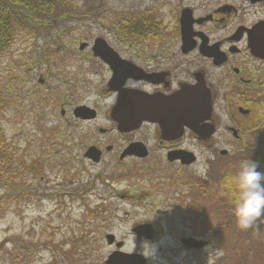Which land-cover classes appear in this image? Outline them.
Wrapping results in <instances>:
<instances>
[{
	"label": "rangeland",
	"instance_id": "1",
	"mask_svg": "<svg viewBox=\"0 0 264 264\" xmlns=\"http://www.w3.org/2000/svg\"><path fill=\"white\" fill-rule=\"evenodd\" d=\"M92 8H97L96 17L86 14ZM148 9L150 0H82L76 13L58 27L36 36L17 31L9 48L0 54V91L7 101L0 125L17 162L39 163L37 172H29L24 184L16 188V201L0 219V242L20 236L34 241L38 245L35 264H103L116 250L106 244L105 234L123 243L121 251L140 254L144 242L135 244L131 230L149 224L156 232V239L148 243L155 251L156 264H264V223L259 236L253 230H240L229 211L233 206L228 194L220 196V216L219 203L214 200L222 179L234 175L241 162L254 159L264 164L263 115L258 135L245 139L251 146L243 149L246 152L231 148L226 143L229 137L219 135L212 139L217 144L211 149L196 141L189 147L195 163L180 168L158 156L120 163L118 146L102 163L93 164L82 158L83 148L77 160L79 183L72 182L76 153L71 152V143L80 139L85 147L100 136L99 129L113 126L108 118L112 99L100 94L99 71L90 48L98 38L119 49L125 43L101 24L102 15H143ZM171 13L170 6H162L148 15L167 22ZM80 43L88 44L83 52L78 50ZM71 82H77L79 90L68 87ZM72 90L81 96L73 99ZM77 105L93 108L96 118L75 119L71 106ZM61 108L65 110L63 117L59 115ZM219 148L227 154L220 156ZM190 179L217 190L200 200L202 211L197 216L187 213L194 199L185 185ZM77 186L90 189L77 190ZM154 209L169 210L170 214L161 218ZM194 218L203 226L199 231L190 225ZM214 229L220 231L218 243L212 239ZM205 233L208 245L204 250L193 254L181 250L180 236ZM72 243L76 251L67 261L60 249L67 250ZM218 248L223 255L208 259L209 251Z\"/></svg>",
	"mask_w": 264,
	"mask_h": 264
},
{
	"label": "flooded vegetation",
	"instance_id": "2",
	"mask_svg": "<svg viewBox=\"0 0 264 264\" xmlns=\"http://www.w3.org/2000/svg\"><path fill=\"white\" fill-rule=\"evenodd\" d=\"M162 6H170L172 10L167 22L148 15ZM148 11L143 14L150 25L146 32L118 36L125 43L123 49L110 46L120 60L119 66L117 61L109 65L91 54L99 71L100 94L112 99L108 118L113 126L99 129L100 136L85 147L80 139L71 143L70 150L76 153L75 166L71 167L73 183H79L81 172L77 160L83 148L82 158L93 164L102 163L118 146L120 163L128 159L153 160L158 156L168 165L188 168L195 162L182 163L187 154H193L189 147L196 141L211 149L217 144L212 142L214 137L226 135L231 148L244 151L251 148L245 139L255 138L260 131L264 116V0H150ZM38 83L44 84L43 80ZM68 87L79 90L77 82H71ZM80 96L77 91H71L73 99ZM197 97L204 100L208 109L195 125L192 119L180 116L176 107L193 104ZM118 100L125 103L129 116H140V120L119 123L114 111ZM59 115L63 117L65 110L61 108ZM119 126L122 128L118 129ZM91 148L99 152L97 162L86 156ZM221 152L228 151L217 149L218 154ZM222 181L217 188L219 192L224 187ZM89 189V186H77V190ZM154 213L164 218L170 211L154 209ZM155 235L153 229L151 240H145L142 235L140 243L153 242ZM188 238L205 246L188 248L181 241ZM207 238L206 233L180 236L178 243L182 251L193 254L207 247ZM117 243L123 247L116 240L109 247Z\"/></svg>",
	"mask_w": 264,
	"mask_h": 264
},
{
	"label": "trees",
	"instance_id": "3",
	"mask_svg": "<svg viewBox=\"0 0 264 264\" xmlns=\"http://www.w3.org/2000/svg\"><path fill=\"white\" fill-rule=\"evenodd\" d=\"M82 0H0V54L9 48L13 37L17 31H26L36 36L53 27H58L69 17L76 13V8ZM86 14L97 16V8L86 10ZM101 24L110 27L122 38L128 35H137L146 32L150 27L146 21V15L126 14L116 18L103 16ZM7 104L6 98L0 91V118L3 116V110ZM261 164V170L264 171V164ZM38 162L29 163L17 162L12 151L11 143L6 139L4 131L0 125V219L4 217L10 205L16 201L14 194L16 188L26 181L28 173H36L35 166ZM226 176L223 181L224 192L228 194L229 204L233 206V197L226 187ZM190 193L197 194L199 197H206L213 188L204 186L198 179L187 181ZM18 191V190H17ZM219 193L214 198L219 203L218 213L221 215ZM18 193V192H17ZM202 211L196 200H193L187 209V213L197 216ZM233 213V210H229ZM190 225L194 231L202 228V224L195 218L190 219ZM220 231L215 230L212 239L219 242ZM10 243L9 247L6 246ZM76 251V246L72 243L65 250L60 249L65 260H72V254ZM38 254V245L25 237H18L10 241L0 242V262L2 264H35ZM248 260V259H247ZM238 264V262H235Z\"/></svg>",
	"mask_w": 264,
	"mask_h": 264
},
{
	"label": "water",
	"instance_id": "4",
	"mask_svg": "<svg viewBox=\"0 0 264 264\" xmlns=\"http://www.w3.org/2000/svg\"><path fill=\"white\" fill-rule=\"evenodd\" d=\"M87 47L86 43H80L78 46L79 51H83ZM93 57H100L102 60H104L107 64L111 65L112 62L117 61V66H119L118 61H120L117 56L112 52L113 50L105 43L102 39H97L94 41L93 46L91 48ZM100 52L101 54L97 53ZM204 100H201V98L197 97L196 101L193 104L190 105H179L176 108L179 111V115L183 116L185 115L186 120H191L196 125L201 121V116L207 111L208 105L203 102ZM114 111L119 116V123H130L139 121L141 118L140 116L137 117H131L128 113V109L124 102L118 100L117 106L114 108ZM64 112L61 111V115H63ZM72 115L76 119L80 120H93L95 118V111L86 107V106H78L72 111ZM122 127H118V129H121ZM131 150V149H130ZM137 150H140V147L137 148ZM127 150L123 153L122 157H124L127 153ZM188 157L183 161V165H189L194 162L195 158L192 154H187ZM221 156H225V152L220 153ZM86 156H89L93 159V161L97 162L99 158V152H97L94 148H91L87 151ZM169 160L173 161V158H170ZM132 232L135 234V243H140L141 236L143 235L145 237V240H151L153 235V229L149 225H139L133 228ZM113 236L107 235L106 241L108 244H111L113 242ZM182 243L188 247V248H202L204 246V243H201L195 239L189 238V239H183ZM121 244H117L116 248L119 249ZM104 264H146V259L141 256L140 254H130L125 253L121 250L114 251L111 253L107 259L104 261Z\"/></svg>",
	"mask_w": 264,
	"mask_h": 264
},
{
	"label": "clouds",
	"instance_id": "5",
	"mask_svg": "<svg viewBox=\"0 0 264 264\" xmlns=\"http://www.w3.org/2000/svg\"><path fill=\"white\" fill-rule=\"evenodd\" d=\"M226 187L233 197V217L240 230H253L260 235V224L264 223V171L254 160L241 162L238 170L226 180ZM140 255L151 264H156V254L147 242L141 245ZM223 255L220 249L209 251V256Z\"/></svg>",
	"mask_w": 264,
	"mask_h": 264
}]
</instances>
